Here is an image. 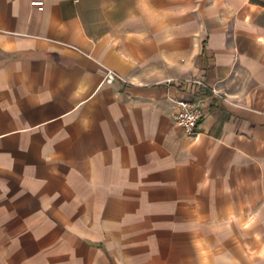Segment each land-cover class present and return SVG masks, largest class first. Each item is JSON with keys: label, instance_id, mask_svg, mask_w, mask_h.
<instances>
[{"label": "crops", "instance_id": "0c3cea01", "mask_svg": "<svg viewBox=\"0 0 264 264\" xmlns=\"http://www.w3.org/2000/svg\"><path fill=\"white\" fill-rule=\"evenodd\" d=\"M256 260L264 0H0V264Z\"/></svg>", "mask_w": 264, "mask_h": 264}, {"label": "built area", "instance_id": "2783aa9c", "mask_svg": "<svg viewBox=\"0 0 264 264\" xmlns=\"http://www.w3.org/2000/svg\"><path fill=\"white\" fill-rule=\"evenodd\" d=\"M30 4L35 6L38 10H42L44 7V0H29ZM108 78H113L116 76V73L112 70H109L106 75ZM178 84H181L185 87H188L190 84L195 83L198 86H208L207 83L201 79H176ZM213 92H216V89L211 87ZM174 101L177 105L176 111L173 113L172 117L176 123L181 125L184 131L188 134H195L197 127L199 125V120L203 114L200 103L194 95H180L174 98Z\"/></svg>", "mask_w": 264, "mask_h": 264}, {"label": "rangeland", "instance_id": "374dc122", "mask_svg": "<svg viewBox=\"0 0 264 264\" xmlns=\"http://www.w3.org/2000/svg\"><path fill=\"white\" fill-rule=\"evenodd\" d=\"M240 238H243V239L245 240V236H241V235H240ZM256 264H257V260H256Z\"/></svg>", "mask_w": 264, "mask_h": 264}]
</instances>
